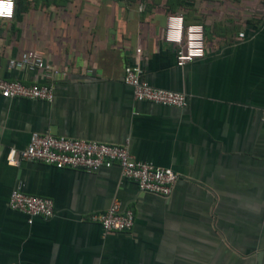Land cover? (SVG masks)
I'll return each instance as SVG.
<instances>
[{
	"label": "crops",
	"instance_id": "1",
	"mask_svg": "<svg viewBox=\"0 0 264 264\" xmlns=\"http://www.w3.org/2000/svg\"><path fill=\"white\" fill-rule=\"evenodd\" d=\"M27 2L21 20H0V77L54 91L49 101L0 95V264H264V0L245 18L220 0ZM169 14L204 26L202 58L176 64ZM30 51L48 69L9 67ZM128 64L185 93L187 106L135 100ZM32 132L126 145L178 179L162 196L139 191L117 164H8ZM19 184L52 199L53 216L30 222L11 210ZM114 201L134 212L131 229L104 232L89 219Z\"/></svg>",
	"mask_w": 264,
	"mask_h": 264
},
{
	"label": "built area",
	"instance_id": "2",
	"mask_svg": "<svg viewBox=\"0 0 264 264\" xmlns=\"http://www.w3.org/2000/svg\"><path fill=\"white\" fill-rule=\"evenodd\" d=\"M11 16H0V20H11L15 12L12 0ZM164 40L176 48V64L184 66L202 58L205 53L204 28L201 24H185L181 15L169 14L164 28ZM140 48L136 52L140 53ZM10 68L48 69L43 58L30 51L9 60ZM123 81L131 86L137 101L152 102L165 106L183 108L187 96L183 92L152 86L143 76L139 64L124 67ZM54 87L51 83L24 84L19 80L0 77V95L4 98L51 100ZM19 160L39 161L58 168L68 167L94 171L117 164L124 178L136 183L139 191L167 196L172 192L178 174L169 168L156 166L150 161L135 159L126 145L106 144L98 141L74 139L51 133L32 132L27 147L18 153L9 150L7 162L17 165ZM8 207L25 213L32 221L34 217L50 218L54 214V203L48 197L27 193L21 184L10 193ZM89 219L98 222L104 232L125 231L134 225L131 209L121 210L114 201L104 212L91 214Z\"/></svg>",
	"mask_w": 264,
	"mask_h": 264
},
{
	"label": "rangeland",
	"instance_id": "3",
	"mask_svg": "<svg viewBox=\"0 0 264 264\" xmlns=\"http://www.w3.org/2000/svg\"><path fill=\"white\" fill-rule=\"evenodd\" d=\"M219 1V0H218ZM221 2H228L226 7H222L220 8V11H225L226 13H231V10H230V7H229V2H237V4H239L240 6H242V9L239 10V12L241 13L242 12V16L244 15L243 18H245L246 14L248 13L249 9H247L246 7H249L250 3H254L256 2L257 0H220ZM245 7V8H244ZM215 9V8H214ZM241 16V17H242ZM204 28V26H203Z\"/></svg>",
	"mask_w": 264,
	"mask_h": 264
},
{
	"label": "trees",
	"instance_id": "4",
	"mask_svg": "<svg viewBox=\"0 0 264 264\" xmlns=\"http://www.w3.org/2000/svg\"><path fill=\"white\" fill-rule=\"evenodd\" d=\"M27 4H28L27 0L15 1L14 17L16 18V20L22 19L23 13H25L28 10ZM184 22H185V24H188L185 20H184Z\"/></svg>",
	"mask_w": 264,
	"mask_h": 264
},
{
	"label": "clouds",
	"instance_id": "5",
	"mask_svg": "<svg viewBox=\"0 0 264 264\" xmlns=\"http://www.w3.org/2000/svg\"><path fill=\"white\" fill-rule=\"evenodd\" d=\"M12 0H0V16H11Z\"/></svg>",
	"mask_w": 264,
	"mask_h": 264
}]
</instances>
